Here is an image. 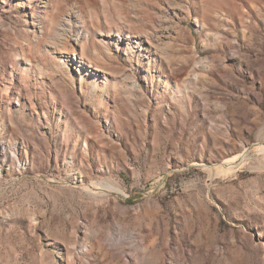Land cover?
<instances>
[{"label": "rangeland", "instance_id": "rangeland-1", "mask_svg": "<svg viewBox=\"0 0 264 264\" xmlns=\"http://www.w3.org/2000/svg\"><path fill=\"white\" fill-rule=\"evenodd\" d=\"M0 264H264V0H0Z\"/></svg>", "mask_w": 264, "mask_h": 264}, {"label": "bare ground", "instance_id": "bare-ground-1", "mask_svg": "<svg viewBox=\"0 0 264 264\" xmlns=\"http://www.w3.org/2000/svg\"><path fill=\"white\" fill-rule=\"evenodd\" d=\"M112 0H110V2H111ZM73 13L72 12H70V14L68 15V17H66V19L67 20H70V16L72 15ZM78 14V13H77ZM80 17H81V15L80 14H78L77 16H76V18L77 19H79L80 20ZM82 18V17H81ZM80 23H78L79 24V26H86V21H85V19L83 20V19H81L80 21H79ZM62 23V25H64V22H61ZM98 33H100L101 35H103L104 37L103 38H105V39H107V41H108V43L109 44H114L116 47L117 46H124L125 47V49H127L128 48V50H131L130 48H131V45L135 42V41H132V36L131 35H129V34H127V33H125L124 31H121V30H115V31H112V30H106V29H99L98 31H97ZM104 39V40H105ZM139 52H140V50H139ZM236 157V156H235ZM236 159V158H235ZM225 161H229V160H225ZM225 163V162H224ZM228 163V162H227ZM226 163V164H227ZM230 163V162H229ZM231 163H233V161L231 162ZM232 165V164H231ZM226 166V165H225Z\"/></svg>", "mask_w": 264, "mask_h": 264}]
</instances>
